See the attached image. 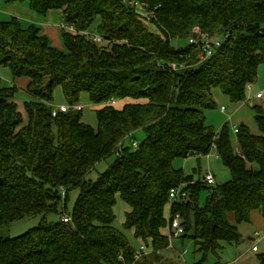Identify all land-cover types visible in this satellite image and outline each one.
I'll return each instance as SVG.
<instances>
[{"label":"trees","instance_id":"obj_1","mask_svg":"<svg viewBox=\"0 0 264 264\" xmlns=\"http://www.w3.org/2000/svg\"><path fill=\"white\" fill-rule=\"evenodd\" d=\"M131 1L0 0L27 3L40 17L61 11L78 31H62L60 50L39 27L0 19V69H10L14 81L27 78L34 99L25 105L26 120L16 103L17 87L4 88L0 79V264H162L160 254L170 246L163 233L166 208L179 188L172 214H181L182 237L193 238L203 263L223 243L240 244L239 226L250 224L255 212L264 217V107H254L260 135L239 129V152L229 128L218 133L205 114L215 107L213 88L242 103L257 83L264 65V0H138L150 24ZM97 19L103 45L79 34ZM200 34L224 37L206 61L197 47L173 44ZM59 86L71 106L82 93L96 106L127 104L98 109L95 130L82 122L83 112L53 116ZM138 131L145 139L135 151ZM213 150L232 174L227 184L196 182L174 167L177 159ZM114 155L117 161L98 182L87 180ZM73 191L80 194L70 212ZM204 191L210 195L202 206ZM118 196L131 206L126 228L151 250L139 261L113 227ZM49 215L61 220L47 224ZM65 215L71 223L63 221ZM39 216L43 222L23 236H4L12 223ZM258 259L264 264V255Z\"/></svg>","mask_w":264,"mask_h":264},{"label":"rangeland","instance_id":"obj_2","mask_svg":"<svg viewBox=\"0 0 264 264\" xmlns=\"http://www.w3.org/2000/svg\"><path fill=\"white\" fill-rule=\"evenodd\" d=\"M2 4L0 3V7H2ZM0 18L3 22L11 20V18H6L3 15H1ZM99 26L100 20L97 19L91 26L90 32L97 34ZM151 30L154 32L156 31L153 26H151ZM216 38L224 40V37ZM173 44L177 49H184L190 45L189 40H175ZM0 79L4 88L17 87L18 92L16 101L18 102L20 113L27 119L25 105L34 101L33 97L27 92L28 79L22 78L14 81L13 74L8 68L0 69ZM263 91L264 65L259 68L258 81L248 91L246 102L235 103L225 95L219 87L212 89L211 96L215 103V107L205 112L207 123L218 133L222 132L225 126H227L230 130L232 145L236 152H239V143L237 134L234 132L235 128L240 129L242 126H246L254 135H260L255 120L256 114L254 107H264V100L256 99L257 95ZM77 104L84 108L82 122L97 130L99 128L98 109L92 102L90 95L88 93H82ZM52 106L54 110H58L63 106L71 107L61 86L57 87L54 91ZM222 109H225V112H223ZM135 136L137 139L135 141L140 142L145 139L143 131L136 132ZM131 140V138H128L126 143L130 144ZM117 159L118 155H114L98 163L93 172L87 177V180L94 183L98 182L100 177L111 169ZM174 167L177 170H182L186 176H194L196 182L204 183V178L208 174L215 176L217 186L227 184L232 180L230 170L224 165L215 150H213L209 156L192 157L188 160L177 159L174 163ZM79 194V191H73L70 194L67 205L68 211L73 212L79 199ZM209 195L210 193L207 191L201 194L200 199L202 206L206 203ZM129 212H131V206L118 196L117 204L114 208L116 220L113 227L117 232L126 237L129 244L136 251H139L143 243L135 237L134 230L126 228L127 214ZM165 214L168 224L166 228L163 229V233L169 238L172 247L170 248L169 246L167 250L161 252L162 264H260L258 256L264 255V217L259 212L253 214L250 224H242L239 226L242 237L240 244L223 243L222 249L218 251L217 254H210L204 263L203 255L197 252L193 238H171L170 221L172 217V203L167 206ZM60 220L61 216L49 215L46 222L47 224H55ZM229 220L232 224L236 225L234 215H230ZM42 222V216L14 222L10 228L4 232V236H10L12 238L23 236L30 230L38 227ZM256 234H260L262 237V240L257 245L259 252L253 251L256 243L251 241V238L253 239ZM157 264H160V262Z\"/></svg>","mask_w":264,"mask_h":264},{"label":"built area","instance_id":"obj_3","mask_svg":"<svg viewBox=\"0 0 264 264\" xmlns=\"http://www.w3.org/2000/svg\"><path fill=\"white\" fill-rule=\"evenodd\" d=\"M130 4L132 7L142 10V16H143L144 22L150 24L151 18L150 17L146 18L147 14L143 12L144 11L143 9H145L144 4H142L138 0H133L130 2ZM62 30L67 31V32L72 33V34H78V31H77L75 26H72V25H69L66 23H64L62 25ZM79 34L88 37L94 43H96L98 45L104 44V38L98 33L94 34V33H91L90 31H85V32H81ZM222 43H223V40H221V39H215L214 40L210 36L204 35V34H200L197 38H193V39L189 40V44L191 46H195L199 50H201V52H202L201 61L202 62L211 58L214 55V52L216 51V49H218L222 46ZM173 69L174 70L183 69V66L177 67L174 65ZM251 88H249V90ZM263 98H264V91L262 93L258 94L256 97L257 100H261ZM108 105L113 106V107H117L119 105V102L114 101L112 103H109ZM108 105H102V106H97V107L104 108L105 106H108ZM70 111L83 112L84 108L78 104L75 106H71V107L63 106L58 110H54L53 116L56 117L58 115V113H69ZM222 111L225 112V109H222ZM234 132L237 134L239 132V129L235 128ZM139 146H140L139 141H135L133 143V148L135 151H137L139 149ZM204 182L210 186H216V179H215V176L212 174H208L204 178ZM181 195H182V188L174 189L170 195V202L171 203L176 202ZM64 196H65V194H64ZM183 197L186 198L187 195L184 193ZM63 221L66 224H69L72 222V218L69 215H65L63 218ZM170 230H171V238H180L183 235H185L186 231H185V227L182 225V217H181L180 213H173L172 214L171 221H170ZM261 240H262L261 235L256 234V239H255V243H256L255 245L256 246H254V248H253L254 252L259 251L257 245ZM171 247H172V245L170 244V248ZM150 254H151V250L149 249V247H147L145 244H142L141 249L139 251H137V253L135 255V259H136V261H139L144 256H148Z\"/></svg>","mask_w":264,"mask_h":264},{"label":"crops","instance_id":"obj_4","mask_svg":"<svg viewBox=\"0 0 264 264\" xmlns=\"http://www.w3.org/2000/svg\"><path fill=\"white\" fill-rule=\"evenodd\" d=\"M3 4L2 7H0V17L1 15H3L6 18H11V19L17 18L21 21L23 26L35 25L39 27L42 31V34L48 37L51 45L54 48L64 50V42L62 38V31H63L62 25L65 23V18L61 11H51L46 17H40L29 8L27 3H21V4L16 3L11 5H3ZM261 100H264V98ZM16 103L18 104L17 101ZM126 104L127 101L119 102V105L115 108L121 110ZM97 109H101V108L97 107ZM255 239H256V235L254 236L253 239L251 238V241L255 243Z\"/></svg>","mask_w":264,"mask_h":264}]
</instances>
